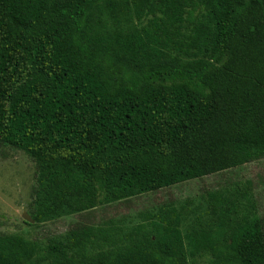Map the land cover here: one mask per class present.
<instances>
[{"label":"trees","instance_id":"obj_1","mask_svg":"<svg viewBox=\"0 0 264 264\" xmlns=\"http://www.w3.org/2000/svg\"><path fill=\"white\" fill-rule=\"evenodd\" d=\"M0 146L33 162V222L85 219L0 232V264H264L245 184L185 232L174 207L92 216L264 158V0H0Z\"/></svg>","mask_w":264,"mask_h":264},{"label":"rangeland","instance_id":"obj_2","mask_svg":"<svg viewBox=\"0 0 264 264\" xmlns=\"http://www.w3.org/2000/svg\"><path fill=\"white\" fill-rule=\"evenodd\" d=\"M229 183V184H226ZM248 185L247 194L256 203L259 215L264 214V158L233 169L178 183L155 192L134 197L129 202H114L97 208L93 219H118L125 229L141 219L146 212L163 211L174 207L181 212V230L204 226L213 220L208 210L206 190L232 184ZM34 184V165L22 151L0 146V232L20 233L30 240L65 231L69 225L84 219L78 214L61 213L41 223H23L22 214L31 202L30 191ZM27 213V212H26ZM85 220V219H84Z\"/></svg>","mask_w":264,"mask_h":264},{"label":"water","instance_id":"obj_3","mask_svg":"<svg viewBox=\"0 0 264 264\" xmlns=\"http://www.w3.org/2000/svg\"><path fill=\"white\" fill-rule=\"evenodd\" d=\"M22 218H23V220H25L26 222H33L32 218H31L26 212H23V214H22Z\"/></svg>","mask_w":264,"mask_h":264}]
</instances>
